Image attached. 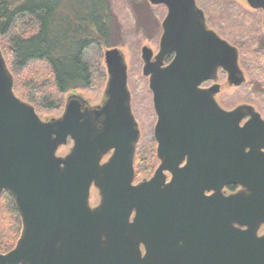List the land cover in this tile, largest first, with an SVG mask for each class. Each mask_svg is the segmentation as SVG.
<instances>
[{"label":"water","instance_id":"obj_1","mask_svg":"<svg viewBox=\"0 0 264 264\" xmlns=\"http://www.w3.org/2000/svg\"><path fill=\"white\" fill-rule=\"evenodd\" d=\"M149 1L169 9L160 52L153 59L152 49L142 48L143 74L165 125L172 120L169 100H178L181 108L182 95L196 91L201 80L196 74L186 87L182 77L186 54L202 44L196 32L220 45V64L231 75L238 71V56L206 30L195 0ZM173 50L174 62L163 67ZM207 54L213 56L212 47ZM104 61L108 80L101 104L72 94L61 116L44 119L16 94L0 44V196L10 194L22 219L20 237L0 253V264H264L260 114L251 106L221 108L217 168L201 166L212 154L187 149L170 154L162 144L165 136H159L161 165L151 178L135 183L140 128L128 64L118 47L106 49ZM247 115L250 120L241 126ZM186 155L188 164L180 167ZM166 171L172 174L169 182ZM229 184L242 189L225 194ZM93 187L100 196L94 206ZM211 190L215 193L206 195Z\"/></svg>","mask_w":264,"mask_h":264},{"label":"trees","instance_id":"obj_2","mask_svg":"<svg viewBox=\"0 0 264 264\" xmlns=\"http://www.w3.org/2000/svg\"><path fill=\"white\" fill-rule=\"evenodd\" d=\"M112 23L108 0H0L1 44L12 56L8 62L16 94L33 104L39 113L61 108L58 95L102 85L106 72L100 64L92 67L85 54L94 45L113 46ZM35 63H41L44 69L35 66L24 74ZM25 84L32 91L26 92ZM140 173L137 171L136 175ZM0 203V253H5L19 239L22 219L8 192L0 196Z\"/></svg>","mask_w":264,"mask_h":264},{"label":"flooded vegetation","instance_id":"obj_3","mask_svg":"<svg viewBox=\"0 0 264 264\" xmlns=\"http://www.w3.org/2000/svg\"><path fill=\"white\" fill-rule=\"evenodd\" d=\"M254 1L255 3L252 0H245L244 4L243 1L239 3L231 0L229 6L234 8L237 13L229 14L231 18L223 22L220 18L224 15L227 16V14L225 12L223 14L217 13L219 21L217 22L214 21L213 13L201 3V0H195L197 7L203 12L206 30L215 34L220 40L226 41L233 49H236L238 71L231 75L230 71L220 64V45L215 44L214 41L211 43V36L196 32V41H201L202 44L197 42L198 45L200 44V48L196 49V46L193 45V50L186 54L187 65L182 66V77L183 81L186 80V87L196 74H200L201 80L196 91H186L182 95L181 108L175 105L178 100H169L170 105L167 108L172 112L170 115L172 120L165 125H160V115L156 107L154 91L150 88L149 77L146 76L152 93V111L154 115L153 124L151 125V136L148 139L149 151L155 157V162L153 163L155 170L148 178L155 174L162 163L159 157L161 145L159 136H165L162 144H165L170 154H180L184 149L192 153L199 152L200 155L206 154L208 156L212 154L207 158L208 162L207 160L205 161L206 164L202 161L201 166L217 168L219 167V156H216V151L217 149L219 150L220 144L221 108L225 111H232L240 106H251L264 120V113L252 102V98H249L248 95L247 98L243 96V99H240L237 104L228 105L230 103V93L227 94L224 91L228 87L233 89L234 95L237 92L242 94L245 91L246 93L247 91H256L261 94L262 92L258 87L264 88V0ZM161 5H164L167 9L166 18L169 13L168 6L165 4ZM163 33L162 22V35ZM160 43L157 52L150 47L153 51V59L160 52ZM209 47L213 49V56L207 54V48ZM225 53L228 54L227 51ZM176 56L177 52L175 50L171 51L165 57L163 67L171 65ZM248 88L250 90H247ZM179 112H181V115H178ZM250 118V115L245 116L241 121V126H244ZM159 128L160 131H158ZM140 141L141 130L137 148L141 144ZM108 157L109 155L105 158L108 159ZM187 164L188 155L180 163V167H185ZM166 174L168 176L167 182H169L172 174L169 171H166ZM140 181L142 180L135 181V183ZM241 189L242 186L239 184H229L224 187L223 191L225 194H231ZM214 193V190L206 191L208 196ZM245 228L243 227V229ZM263 233L264 225L260 228L259 235Z\"/></svg>","mask_w":264,"mask_h":264},{"label":"rangeland","instance_id":"obj_4","mask_svg":"<svg viewBox=\"0 0 264 264\" xmlns=\"http://www.w3.org/2000/svg\"><path fill=\"white\" fill-rule=\"evenodd\" d=\"M108 1L111 5V11L113 14V23L111 29L112 35L110 39V43L113 46L99 47L94 45L86 51L85 60L91 64L92 67L96 64H100L101 70L107 74L104 61L105 50L108 48L118 47L125 55L129 70L128 84L132 96V109L141 130V144L137 150L139 153V169H137V171H141V173L136 175L135 181L137 182L139 180L148 178L154 173L155 170L153 167L155 157L149 151L150 145L148 141L149 137L151 136V125L153 124L154 120L152 111V93L149 89L148 78L143 75L144 61L142 59V48L144 46H148L151 47L155 52L159 50L160 38L162 35V22L167 14V9L164 5H153L149 0ZM234 1L239 3L243 1L245 4V0ZM230 2L231 0H201V3H203L205 7L213 13L214 21L217 22H219L217 13L223 14V12H225L227 14V16H223L224 18H220L222 22L231 18L229 14L237 13L234 8L229 6ZM1 48L8 62L12 56L11 54L7 55L4 47H2V44ZM8 65L11 70L9 62ZM35 66H38L37 68L40 70L44 69V66L41 63H35L32 64L26 71L24 70V74H28L29 69ZM107 80L108 74L105 82L97 88H79L77 90H70L65 94L58 95L63 103L62 107L55 110H42L39 112V115L44 119L61 116L64 112L66 102L72 94H79L84 99H86L90 105L101 104L105 99ZM24 88L26 89V92L32 91L30 85L28 86L25 84ZM258 88L261 90V94H258L256 91H247V93L245 91L242 94L241 92H237L234 95L233 89L227 87V89L224 91L227 94L230 93V103L228 105H235L240 101V99H243V96L247 98L248 95L249 98H252V102L255 103L257 107L264 113V88ZM247 90H250V88ZM22 99L25 100L24 98ZM69 148L70 145L62 147L59 150V154H67L69 152ZM104 160H107V158ZM99 202V192L95 187H93L91 191V204L94 206ZM1 205L2 203H0V207H2ZM3 216H5L4 213Z\"/></svg>","mask_w":264,"mask_h":264}]
</instances>
